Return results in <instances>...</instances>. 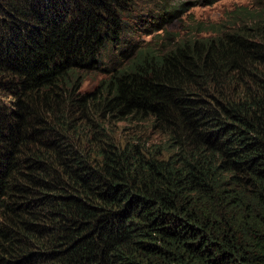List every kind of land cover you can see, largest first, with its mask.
Segmentation results:
<instances>
[{
    "label": "trees",
    "instance_id": "obj_1",
    "mask_svg": "<svg viewBox=\"0 0 264 264\" xmlns=\"http://www.w3.org/2000/svg\"><path fill=\"white\" fill-rule=\"evenodd\" d=\"M181 7L0 0V264H264V0L185 39Z\"/></svg>",
    "mask_w": 264,
    "mask_h": 264
},
{
    "label": "rangeland",
    "instance_id": "obj_2",
    "mask_svg": "<svg viewBox=\"0 0 264 264\" xmlns=\"http://www.w3.org/2000/svg\"><path fill=\"white\" fill-rule=\"evenodd\" d=\"M173 5L181 6L182 16L175 23L168 25L165 31L176 33L180 38L190 36L205 37L214 35L212 26L225 21L227 14L235 7L249 5L254 0H170ZM147 19V18H145ZM154 27L141 26L137 33L126 35L128 42L137 44L140 47L148 45L158 48L164 42L165 33L155 32ZM104 78L102 70H96L90 74L85 81L83 91L94 89ZM148 125H131L129 123H118L116 136L119 140L140 138L149 144L160 143L164 140L154 131L147 128Z\"/></svg>",
    "mask_w": 264,
    "mask_h": 264
}]
</instances>
